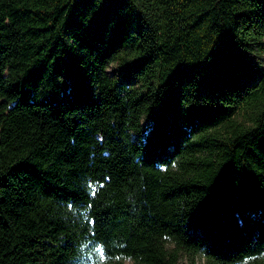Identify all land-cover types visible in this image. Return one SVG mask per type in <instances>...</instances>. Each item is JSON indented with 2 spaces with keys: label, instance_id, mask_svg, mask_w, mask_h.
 Listing matches in <instances>:
<instances>
[{
  "label": "trees",
  "instance_id": "trees-1",
  "mask_svg": "<svg viewBox=\"0 0 264 264\" xmlns=\"http://www.w3.org/2000/svg\"><path fill=\"white\" fill-rule=\"evenodd\" d=\"M262 55L264 0H0V264H264Z\"/></svg>",
  "mask_w": 264,
  "mask_h": 264
},
{
  "label": "rangeland",
  "instance_id": "rangeland-1",
  "mask_svg": "<svg viewBox=\"0 0 264 264\" xmlns=\"http://www.w3.org/2000/svg\"><path fill=\"white\" fill-rule=\"evenodd\" d=\"M262 57H264V56L262 55ZM108 71H109L110 73H114V72H116V71H117V66H116V64H115V63H111V64L108 66ZM235 117H236L239 121L245 119V115H244V113H242V112H240V111H238V112L235 114ZM101 259H102V258L99 259L100 264H119L118 262H110V261H108V262L105 261V262H104V261H102L103 259H102V260H101ZM196 259H197L198 263H202V262H203V257H202V256H198ZM181 261H182V263L188 261V257H187L184 253H183L182 256H181ZM131 263H132V261H131L130 259H124V260L122 261L121 264H131Z\"/></svg>",
  "mask_w": 264,
  "mask_h": 264
}]
</instances>
